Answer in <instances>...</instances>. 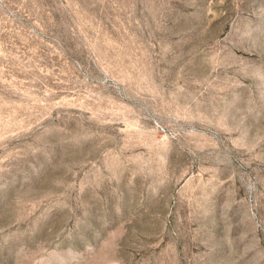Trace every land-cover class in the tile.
Wrapping results in <instances>:
<instances>
[{
	"label": "rangeland",
	"instance_id": "rangeland-1",
	"mask_svg": "<svg viewBox=\"0 0 264 264\" xmlns=\"http://www.w3.org/2000/svg\"><path fill=\"white\" fill-rule=\"evenodd\" d=\"M0 264H264V0H0Z\"/></svg>",
	"mask_w": 264,
	"mask_h": 264
}]
</instances>
